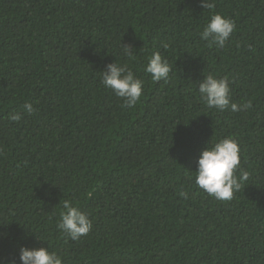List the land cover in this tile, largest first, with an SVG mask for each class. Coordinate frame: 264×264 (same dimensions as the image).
I'll return each instance as SVG.
<instances>
[{"label":"trees","instance_id":"obj_1","mask_svg":"<svg viewBox=\"0 0 264 264\" xmlns=\"http://www.w3.org/2000/svg\"><path fill=\"white\" fill-rule=\"evenodd\" d=\"M200 5L0 0V261L50 245L63 264H264V0ZM215 13L236 25L223 48L200 38ZM153 51L167 81L144 71ZM115 61L143 81L131 109L101 84ZM208 74L250 107L209 109L196 84ZM229 136L248 180L220 201L195 171L206 143ZM65 199L92 221L79 241L57 228Z\"/></svg>","mask_w":264,"mask_h":264},{"label":"clouds","instance_id":"obj_2","mask_svg":"<svg viewBox=\"0 0 264 264\" xmlns=\"http://www.w3.org/2000/svg\"><path fill=\"white\" fill-rule=\"evenodd\" d=\"M205 10L215 7V0H201ZM236 25L234 22L219 13L212 14L200 38L207 41V46L223 48L230 40ZM123 54L129 58L135 56L132 45H121ZM160 47L167 49L168 43L161 42ZM144 71L150 74L154 82L167 81L172 71V66L159 51H153L148 58ZM100 73V81L104 88L109 89L123 100L122 107L133 108L143 94V81L128 68L126 64L116 61L105 66ZM232 81L228 77L216 78L213 74L204 76L197 84L198 93L202 102L209 108L218 112L230 110L233 113L242 112L250 107L248 103H235L231 96ZM24 112L28 115L34 113L33 104L26 102ZM21 113L9 114V120L19 122ZM240 149L234 137H226L209 146V141L200 152L195 171V183L206 194L220 201H230L235 192L241 190L248 180V173L240 167ZM237 173H239L237 175ZM92 221L82 212L73 200L62 201L57 228L71 239L79 241L92 230ZM6 238V234H0ZM36 238V236H35ZM37 242L42 240L37 239ZM50 245L45 247L21 246L18 250L19 264H63V257L56 251H50ZM0 264H17L16 259L0 261Z\"/></svg>","mask_w":264,"mask_h":264}]
</instances>
